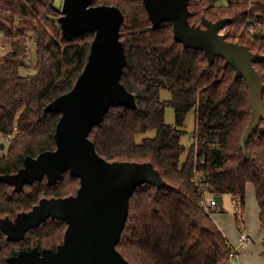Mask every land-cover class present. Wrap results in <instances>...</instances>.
Listing matches in <instances>:
<instances>
[{"label": "trees", "instance_id": "16d2710c", "mask_svg": "<svg viewBox=\"0 0 264 264\" xmlns=\"http://www.w3.org/2000/svg\"><path fill=\"white\" fill-rule=\"evenodd\" d=\"M55 0H0V35L12 39L0 61V175L14 174L27 156L55 148L57 113L44 108L70 91L88 58L93 33L66 40ZM93 6H114L123 14L120 41L126 55L121 83L134 95L136 108L112 107L89 139L107 162L150 163L169 187L141 185L130 197L128 216L116 250L129 264H227L233 251L226 237L199 205L198 188L209 195L230 196L242 229L245 189L251 184L264 227V120L244 148L240 142L251 116L243 79L222 58L209 65L204 52L175 41L172 24L154 27L143 0H92ZM188 21L204 28L229 19L225 39L264 56V34H248L254 21L264 23V0H189ZM35 45V75L21 76L28 42ZM264 86V61L254 64ZM171 98L160 100V91ZM264 105V92L262 95ZM167 107L175 124L164 121ZM195 111L194 142L185 160L181 138L186 116ZM15 131V133H14ZM155 131L153 138L136 137ZM12 136L5 151V139ZM219 149V155L214 150ZM198 175V182L194 178ZM79 180L68 173L54 185L46 179L20 192L0 182V218L14 220L42 198L74 196ZM66 223L47 220L19 242L0 231V264L20 251L56 250ZM264 248V239L262 241ZM264 257V250L262 253Z\"/></svg>", "mask_w": 264, "mask_h": 264}, {"label": "water", "instance_id": "95a60500", "mask_svg": "<svg viewBox=\"0 0 264 264\" xmlns=\"http://www.w3.org/2000/svg\"><path fill=\"white\" fill-rule=\"evenodd\" d=\"M91 3L92 0H63L57 20L68 41L86 33H93L94 38L73 88L44 108V113L60 115L55 148L35 157L27 156L14 174L0 175V182L14 192L43 179L52 186L66 173L79 180L74 196L42 198L14 220L0 218V231L10 242H19L29 230L50 219L66 223L63 241L55 251H20L7 260L8 264H129L116 246L126 224L131 195L145 184L169 187L152 164L107 162L89 139L110 108H136L134 95L120 81L127 63L119 34L123 14L114 6ZM143 5L154 27L170 22L175 41L184 48L204 52L209 65L216 57L222 58L234 70L235 79L245 81L251 116L240 142L243 149L264 120V86L254 68L255 63L264 61V56L227 42L225 35L219 34L229 19L215 23L203 19L204 28L191 26L189 0H143ZM214 152L219 155L220 150ZM215 199L222 210L223 197Z\"/></svg>", "mask_w": 264, "mask_h": 264}, {"label": "rangeland", "instance_id": "374dc122", "mask_svg": "<svg viewBox=\"0 0 264 264\" xmlns=\"http://www.w3.org/2000/svg\"><path fill=\"white\" fill-rule=\"evenodd\" d=\"M62 1L63 0H55L54 6L55 8H57L59 11L61 10L62 7ZM12 39L10 38H4L0 35V45L3 47V49H0V61L3 59V57L9 52L10 50V46H11V42ZM28 52L26 55V66L20 68L19 73L21 76L24 77H31L35 75V62H36V56H35V45L32 41L29 40L28 42ZM171 95L168 91L166 90H161L160 91V100L161 101H168L170 100ZM196 114L195 111L192 110L188 113V115L186 116L185 122L183 127L181 128V130L184 132L182 138H181V144L184 146V151L180 156V163H182L188 153V150L190 148V146L193 144L194 142V138H193V133L195 131V118ZM164 121L166 124L168 125H174L175 124V118H174V110L171 107H167L165 109V113H164ZM15 133V131H14ZM155 131H150L147 132L143 135L137 136L136 137V141L139 143L142 141V139L144 138H153L155 136ZM12 136H8L5 139L6 142V147H5V151L7 150V147L10 143ZM1 150H4L1 149ZM213 198L214 196H210V198ZM215 198V197H214ZM247 208L251 209L249 211V217H248V223H249V227H252L253 230H255L257 228L256 222H250V216L252 214H254L253 212L255 211V206L251 201L247 200ZM244 212L242 214V218H243ZM212 218L214 220V222L217 224V226L219 228L224 229L229 235H234L236 230H239V228H241L240 226L237 225L236 220H235V216H234V202L232 201L230 196H223V209L220 210L219 208L217 209V211H215L212 214ZM243 220V219H242ZM244 223H242V227H243ZM220 229V230H222Z\"/></svg>", "mask_w": 264, "mask_h": 264}, {"label": "crops", "instance_id": "0c3cea01", "mask_svg": "<svg viewBox=\"0 0 264 264\" xmlns=\"http://www.w3.org/2000/svg\"><path fill=\"white\" fill-rule=\"evenodd\" d=\"M247 200L251 201L252 206L254 204L255 211L250 216V222H256L257 228L255 230L249 227L248 217L249 211L251 209L247 208ZM212 218V215H211ZM213 219V218H212ZM244 223L242 229L236 230L234 235H229L224 229L221 232L226 237L228 243L230 244L232 250L236 253L235 264H264L263 245L262 241L264 239V227L260 225L259 221V208L256 201L255 190L251 184L246 185L245 189V209L242 218ZM244 233L248 241L242 243L241 234Z\"/></svg>", "mask_w": 264, "mask_h": 264}, {"label": "built area", "instance_id": "2783aa9c", "mask_svg": "<svg viewBox=\"0 0 264 264\" xmlns=\"http://www.w3.org/2000/svg\"><path fill=\"white\" fill-rule=\"evenodd\" d=\"M226 32H227V27H224L219 32V34L220 35H225ZM248 34L249 35H253V36L255 34H257L258 36H259V34H264V23H258L257 21H254L248 27ZM0 49H3V47L1 45H0ZM198 180H199L198 179V175L196 174V176L194 178V182L197 183ZM198 192L200 193V195H199V205H200V207L202 208V210L204 212L210 214V211L211 210H215L218 207L216 199L214 197L213 198L212 197L210 198V196H212V195H209L201 187L198 188ZM241 241H242V243L248 241V238H247V236L244 233L241 234ZM235 258H236V253L233 250L231 252V254L229 255V263H227V264H235L234 263L235 262Z\"/></svg>", "mask_w": 264, "mask_h": 264}]
</instances>
